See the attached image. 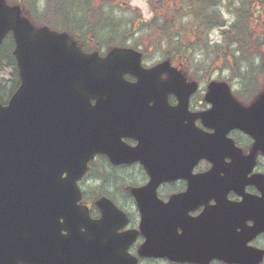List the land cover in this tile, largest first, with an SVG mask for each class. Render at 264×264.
Instances as JSON below:
<instances>
[{"label":"water","instance_id":"obj_1","mask_svg":"<svg viewBox=\"0 0 264 264\" xmlns=\"http://www.w3.org/2000/svg\"><path fill=\"white\" fill-rule=\"evenodd\" d=\"M9 34L16 44L14 55L22 84L7 107L0 103V264H44L35 247L42 244V225L47 222L49 209L56 206L63 208L66 216L71 215L66 210L75 191L73 183L95 153L91 127L96 118L91 100H147L136 99V91L127 92L132 88L126 89L122 80L129 65H133L131 71L141 70L139 55L134 51L116 49L107 60L86 56L70 43L67 34L36 29L19 7L0 0V47ZM145 86L141 84L136 90H145ZM207 101L213 105L209 127L216 130L209 137L208 158L215 165L209 178L215 172L224 175L217 181L218 188L209 187L210 193H216L220 218H211L209 212L202 221L192 223L185 236L175 238L155 228L152 201L143 198L147 191H135L146 237L140 256L178 264H211L214 260L261 264L264 251L249 248L248 243L264 233V177L248 176L258 153L264 154V95L245 108L234 99L226 83H212ZM232 130L255 140L248 157L228 142ZM215 138L221 145L217 153L212 145ZM227 157L231 165L225 164ZM64 172L69 179L62 181ZM60 183H65L61 189ZM252 184L262 198L245 195V187ZM229 192L241 195L243 202L230 206L226 201ZM72 221L68 218L67 223ZM249 221L254 223L251 228L246 227ZM125 237L128 243L135 240L132 234ZM113 240L111 264H137L127 254L128 244L121 247L119 238ZM74 241L72 235L64 240L62 264H89L83 262L89 254L77 252Z\"/></svg>","mask_w":264,"mask_h":264},{"label":"flooded vegetation","instance_id":"obj_2","mask_svg":"<svg viewBox=\"0 0 264 264\" xmlns=\"http://www.w3.org/2000/svg\"><path fill=\"white\" fill-rule=\"evenodd\" d=\"M81 49L86 54L98 53L102 59L108 58L111 52V48ZM132 50L139 53L138 65L143 71H131L133 65H129L122 80L126 89L132 88L127 92L136 91V99L147 101L98 103L91 100L96 118V124L91 127L95 153L73 183L75 191L66 210L71 215L66 216L64 209L56 206L49 209L47 222L42 225V244L35 247L44 264H62L63 242L70 235L75 237L77 252L89 254L83 259L89 264H111L113 237L119 238L121 247L128 244L127 254L137 259L138 264L144 261L174 264L165 259L140 257L146 237L142 231L144 215L135 191H147L143 198L152 201L155 228L175 238L185 236L194 221L217 207L216 193H210L209 187L218 188L217 181L222 176L215 174L209 178L214 169L208 158L209 135L215 130L208 122L213 106L207 101V77L203 72H192L186 64H177L175 56L161 55L159 60H153L148 51ZM164 63H169L176 72L169 67L151 74ZM141 84L146 85L145 90L140 87L137 91ZM250 103L242 104L249 106ZM228 138L244 156L252 152L255 141L243 132L234 130ZM212 145L217 153L220 143L213 141ZM226 163L230 164L231 160L226 159ZM257 175L264 176L262 154L258 155L249 177ZM67 179L69 176L64 172L61 180ZM62 186L65 183H60L58 188ZM245 192L252 197L262 196L254 185L247 186ZM227 201L236 204L242 198L230 192ZM68 218L73 221L67 223ZM130 234L135 236L133 243H128L129 238L125 237ZM257 241L249 245L256 247Z\"/></svg>","mask_w":264,"mask_h":264},{"label":"trees","instance_id":"obj_3","mask_svg":"<svg viewBox=\"0 0 264 264\" xmlns=\"http://www.w3.org/2000/svg\"><path fill=\"white\" fill-rule=\"evenodd\" d=\"M97 1L99 0H10L12 3H20L36 23L69 32L80 42L87 39L101 40L105 35H108L105 38L111 42L114 34L119 32V25L103 12L100 13L107 4L104 0H101V6L97 5V9L92 7ZM41 3L45 8L39 14ZM149 3L154 18L144 28L155 32L159 29L157 33L164 40V44L160 46L167 49L168 55L181 56L187 64L197 63L193 70L204 63L208 71L213 73L216 65L220 64L222 69L218 67L216 70L230 72L227 81L240 85V97H252L257 93L258 87L260 92H264V77H260L261 73L264 76V0H232L228 4L224 0H149ZM70 8L75 9L73 16ZM224 10L233 16V22L230 23L223 17ZM60 11L64 14L62 20H58L56 14ZM78 12L83 13L84 17L77 15ZM50 13L55 14L52 20L48 17ZM88 17L92 22L88 23ZM99 25L102 27L99 28ZM216 30L222 33L224 41L221 44L210 42V35ZM128 31L130 35L132 30ZM187 55L201 56L204 62L202 58L199 59L201 62L196 61L195 57L187 59ZM256 70L259 71L257 75ZM4 71H9V80L0 81V98L3 101L20 86L17 63L10 53L8 43L4 44L0 52V74Z\"/></svg>","mask_w":264,"mask_h":264},{"label":"rangeland","instance_id":"obj_4","mask_svg":"<svg viewBox=\"0 0 264 264\" xmlns=\"http://www.w3.org/2000/svg\"><path fill=\"white\" fill-rule=\"evenodd\" d=\"M19 1V0H18ZM101 0L95 2V4L92 7H95L97 9V5L100 4V6L102 5V1ZM232 0H224L225 4H228L229 2H231ZM105 4L104 8L101 9L100 13L103 12L105 15L107 14L109 17H112L113 22L117 25H119L120 27V31L118 33H120V37L124 40V44L126 43L129 46H134V47H139L141 49H143L144 51H148V53L150 54L151 58L153 60H159V56H161V53H165L168 54L166 52L167 49H165V47H161L160 44H164V40L163 38H160L158 33H159V29L157 30V32L152 31V30H148L145 29V26H148V24L150 23V21L154 18V13H153V9L150 6L149 0H104ZM17 3V2H15ZM99 6V7H100ZM44 11V4L41 3L39 6V13H42ZM62 11H66V10H62ZM68 11V10H67ZM71 16L74 15V8H70L69 9ZM52 13H50L51 15ZM58 20H62L63 19V15L60 12H56ZM83 13H77V15L82 16V18L84 17V14L81 15ZM78 16V17H79ZM223 17L228 21V22H233L232 21V17L231 15L227 14V10H224V14ZM87 21H90L89 19ZM98 27V26H97ZM128 30H132V33L129 35ZM126 32V33H125ZM131 36V37H130ZM11 39H9L7 41V43H11ZM224 41L223 36L221 31H214L213 33H211L210 35V42H212L213 44H221ZM13 48H10V52H12ZM14 51V49H13ZM8 52V49L7 51ZM187 57L191 60L192 58L196 59V61L201 62L199 59H201L202 57H198V56H194V55H187ZM208 60V58H207ZM3 61V60H2ZM202 62H204V59L202 58ZM197 65V63H196ZM193 64V66H196ZM218 67L221 68L220 64L216 65V69H218ZM258 68V67H257ZM189 69L191 70V66L189 67ZM213 69L214 72H210L208 71V67L206 64L202 63V65L198 68H196L194 71H198V73L200 74L201 72L204 73V75L207 77L208 82L210 81H224V80H228L230 77V72L227 71H222V70H216ZM222 69V68H221ZM216 70V71H215ZM211 73V75H210ZM259 73V71L256 70V74L257 75ZM262 73L260 74V77H264L261 76ZM9 71H4L0 74V81H8L9 79ZM261 81H263V78H261ZM233 84V92H239V96L242 92H240V88L238 85H235L234 82ZM260 84V83H259ZM264 84V83H263ZM264 88V87H263ZM259 87L257 88V93H255L252 97L247 98V97H242V101L249 103L253 100V98H257L259 95ZM257 248L260 249H264V237L259 239L257 241ZM142 264H168V263H164V262H159V261H144ZM214 264H220V263H214ZM264 264V263H263Z\"/></svg>","mask_w":264,"mask_h":264}]
</instances>
